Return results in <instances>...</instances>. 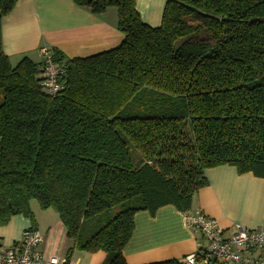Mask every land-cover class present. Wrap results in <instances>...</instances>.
Instances as JSON below:
<instances>
[{
    "label": "trees",
    "instance_id": "1",
    "mask_svg": "<svg viewBox=\"0 0 264 264\" xmlns=\"http://www.w3.org/2000/svg\"><path fill=\"white\" fill-rule=\"evenodd\" d=\"M17 1L0 0V227L23 215L34 228L37 201L73 242L67 264L76 251L127 264L137 213L190 212L216 167L264 179V0H169L156 28L137 0H73L116 9L124 39L85 58L53 49L57 96L41 62L14 67L4 52Z\"/></svg>",
    "mask_w": 264,
    "mask_h": 264
},
{
    "label": "crops",
    "instance_id": "2",
    "mask_svg": "<svg viewBox=\"0 0 264 264\" xmlns=\"http://www.w3.org/2000/svg\"><path fill=\"white\" fill-rule=\"evenodd\" d=\"M169 0H137L144 23L159 27ZM118 13L109 9L96 16L77 7L73 0H18L2 20L3 49L12 66L26 56L41 62L40 48L51 46L66 59L90 57L118 47L124 35L118 30ZM209 185L200 190L193 209L219 221L224 235L233 234L236 225L252 230L264 228V179L252 173L240 174L236 167L224 165L207 171ZM35 229L44 240L39 252L47 258H67L73 242L59 215L31 203ZM33 223L23 215L13 217L0 227V250L19 244ZM208 247L205 238L190 229L184 213L172 206L134 216V232L123 251L127 264H154L183 261L190 254ZM264 251V250H263ZM107 254L76 251L68 264H105Z\"/></svg>",
    "mask_w": 264,
    "mask_h": 264
},
{
    "label": "built area",
    "instance_id": "3",
    "mask_svg": "<svg viewBox=\"0 0 264 264\" xmlns=\"http://www.w3.org/2000/svg\"><path fill=\"white\" fill-rule=\"evenodd\" d=\"M54 48H40L43 68L42 83L45 92L57 96L64 89L60 81L61 65L56 61ZM187 226L201 234L208 247L186 256L184 264H264V228L252 230L236 225L233 234L224 235L219 221L201 210L184 213ZM42 234L34 228L25 230L19 244L0 250V264H67L66 258H47L39 252Z\"/></svg>",
    "mask_w": 264,
    "mask_h": 264
},
{
    "label": "rangeland",
    "instance_id": "4",
    "mask_svg": "<svg viewBox=\"0 0 264 264\" xmlns=\"http://www.w3.org/2000/svg\"><path fill=\"white\" fill-rule=\"evenodd\" d=\"M204 32H202V33H199V35L197 36V38H202V37H204ZM26 58H30L29 56H26ZM22 59H24V58H22ZM21 59V60H22ZM137 152L135 151V150H133V148H132V158H133V160L135 161V160H137L138 159V156H137V154H136ZM32 204L33 203H35V204H37V205H39L38 204V202L37 201H32L31 202ZM32 206V205H31ZM32 209V208H31ZM33 212V211H32ZM33 215H34V213H33ZM90 224V223H89ZM88 230H92V231H95L96 230V228H94V224L92 225V224H90L89 226H88ZM107 261V260H106Z\"/></svg>",
    "mask_w": 264,
    "mask_h": 264
}]
</instances>
